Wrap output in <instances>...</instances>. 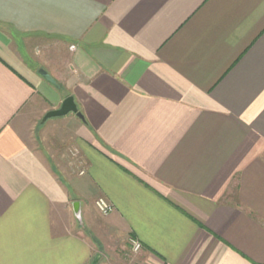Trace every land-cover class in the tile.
I'll return each mask as SVG.
<instances>
[{
  "label": "crops",
  "instance_id": "obj_1",
  "mask_svg": "<svg viewBox=\"0 0 264 264\" xmlns=\"http://www.w3.org/2000/svg\"><path fill=\"white\" fill-rule=\"evenodd\" d=\"M0 264H264V0H0Z\"/></svg>",
  "mask_w": 264,
  "mask_h": 264
},
{
  "label": "water",
  "instance_id": "obj_2",
  "mask_svg": "<svg viewBox=\"0 0 264 264\" xmlns=\"http://www.w3.org/2000/svg\"><path fill=\"white\" fill-rule=\"evenodd\" d=\"M40 74H42L49 82H51L52 84H54L55 86L59 87L60 85L57 83L56 79L53 78V76H51L47 70L45 69H40ZM75 113L79 118H81L82 120L85 121V116L84 114L82 113V111H80L79 107H78V104L74 98V96H68L66 97L60 108L58 109H53V110H50L48 111L42 121H46L50 118H53V117H57V116H63V115H67L69 113ZM74 211H75V214L76 216L81 219V207H80V203L79 202H76L74 204Z\"/></svg>",
  "mask_w": 264,
  "mask_h": 264
},
{
  "label": "built area",
  "instance_id": "obj_3",
  "mask_svg": "<svg viewBox=\"0 0 264 264\" xmlns=\"http://www.w3.org/2000/svg\"><path fill=\"white\" fill-rule=\"evenodd\" d=\"M95 205L102 214H108L113 210V205L103 197L98 198ZM130 241L134 252H139L142 249V243L138 239L132 238Z\"/></svg>",
  "mask_w": 264,
  "mask_h": 264
},
{
  "label": "rangeland",
  "instance_id": "obj_4",
  "mask_svg": "<svg viewBox=\"0 0 264 264\" xmlns=\"http://www.w3.org/2000/svg\"><path fill=\"white\" fill-rule=\"evenodd\" d=\"M93 218H95V220H100L102 218V216L99 213L94 212L93 213Z\"/></svg>",
  "mask_w": 264,
  "mask_h": 264
}]
</instances>
